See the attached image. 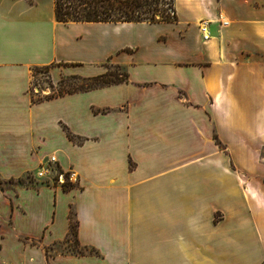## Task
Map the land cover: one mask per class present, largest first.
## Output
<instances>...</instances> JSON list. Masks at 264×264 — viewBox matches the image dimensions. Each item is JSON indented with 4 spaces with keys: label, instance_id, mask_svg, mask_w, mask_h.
I'll return each mask as SVG.
<instances>
[{
    "label": "crops",
    "instance_id": "1",
    "mask_svg": "<svg viewBox=\"0 0 264 264\" xmlns=\"http://www.w3.org/2000/svg\"><path fill=\"white\" fill-rule=\"evenodd\" d=\"M174 8L60 22L0 0V264H264V0ZM110 65L125 79L33 96L34 68L57 86ZM50 156L75 185L14 182Z\"/></svg>",
    "mask_w": 264,
    "mask_h": 264
},
{
    "label": "trees",
    "instance_id": "2",
    "mask_svg": "<svg viewBox=\"0 0 264 264\" xmlns=\"http://www.w3.org/2000/svg\"><path fill=\"white\" fill-rule=\"evenodd\" d=\"M54 13L60 22H169L176 20L174 0H54ZM41 69L47 72L48 67ZM111 76L113 74L109 72L85 79L91 83L75 90L99 87L124 80L126 74L121 73L119 79H111ZM61 94L63 93L58 95ZM17 180L19 183L22 182L21 177ZM9 181H14V179L11 178ZM70 186L72 184L63 187ZM75 227V222L70 221L69 235L73 237L74 243H76Z\"/></svg>",
    "mask_w": 264,
    "mask_h": 264
},
{
    "label": "rangeland",
    "instance_id": "3",
    "mask_svg": "<svg viewBox=\"0 0 264 264\" xmlns=\"http://www.w3.org/2000/svg\"><path fill=\"white\" fill-rule=\"evenodd\" d=\"M110 73L113 74L111 76V79H119V73H122V70L115 68V66L110 65ZM32 85L31 89L33 92L34 98L37 97H44V96H51V95H58L59 93H65L69 91H74L75 89H80L88 84H90V81L87 80H78V79H73L70 78L69 76L62 78V80L59 82L57 86L52 85L51 79L48 75L47 72L43 71L41 68H34L32 72ZM47 162V161H46ZM43 163L42 165L39 166H48L50 171L47 174V176L43 177H38L36 175V172L38 171L39 168L35 170V172H29L24 174L21 179L24 186H40V185H47V184H52V185H61V186H68L70 184L75 185L76 182L74 180V176L69 172L65 176V172L62 171L60 168L56 166L55 163ZM64 175V182L61 183L59 182V175L60 174ZM14 182H18L16 179ZM70 241L73 242V237H70ZM70 245L62 243L60 245L55 246L53 249H57L60 251H70L74 250L77 251L79 250L78 246H76L74 243Z\"/></svg>",
    "mask_w": 264,
    "mask_h": 264
},
{
    "label": "built area",
    "instance_id": "4",
    "mask_svg": "<svg viewBox=\"0 0 264 264\" xmlns=\"http://www.w3.org/2000/svg\"><path fill=\"white\" fill-rule=\"evenodd\" d=\"M201 32H202V38L204 40L208 39L209 35H208V32L206 30L205 27H201ZM56 160H55V157L54 156H50L46 162L47 163H54ZM50 169L48 166L44 165V166H41L38 171L36 172V175L38 177H43V176H47V174L49 173ZM59 179V182L63 183L64 182V175L61 173L58 177Z\"/></svg>",
    "mask_w": 264,
    "mask_h": 264
}]
</instances>
